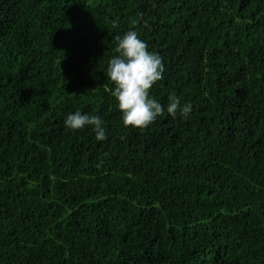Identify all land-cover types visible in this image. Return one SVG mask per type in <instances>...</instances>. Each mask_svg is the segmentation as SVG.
<instances>
[{"label": "trees", "instance_id": "obj_1", "mask_svg": "<svg viewBox=\"0 0 264 264\" xmlns=\"http://www.w3.org/2000/svg\"><path fill=\"white\" fill-rule=\"evenodd\" d=\"M129 30L188 118L123 125ZM0 264H264V0H0Z\"/></svg>", "mask_w": 264, "mask_h": 264}, {"label": "clouds", "instance_id": "obj_2", "mask_svg": "<svg viewBox=\"0 0 264 264\" xmlns=\"http://www.w3.org/2000/svg\"><path fill=\"white\" fill-rule=\"evenodd\" d=\"M115 51L118 54L110 58L107 76L115 84L112 96L118 103L125 127H147L165 111L173 117L177 112L183 118L189 117L192 105L182 103L175 94L168 96L166 105L150 95L154 84L163 79L165 66L163 58L158 53L149 51L147 43L139 38L135 30H129L122 38H118ZM63 124L71 130L91 126L97 141L107 138L104 122L99 115H89L77 110L68 114Z\"/></svg>", "mask_w": 264, "mask_h": 264}]
</instances>
